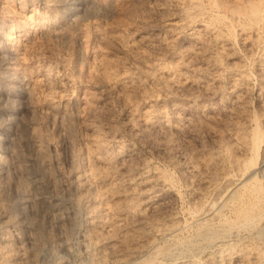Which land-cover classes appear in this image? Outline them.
<instances>
[{"label":"rangeland","instance_id":"rangeland-1","mask_svg":"<svg viewBox=\"0 0 264 264\" xmlns=\"http://www.w3.org/2000/svg\"><path fill=\"white\" fill-rule=\"evenodd\" d=\"M162 1L0 0V153L4 157L0 171V264H145L155 248L162 250L163 260L146 264H217V251L232 254L236 251L239 243L233 235L219 243L215 241L218 234L227 235L224 231L227 227L223 226V230L211 221L198 218L205 209H213L210 207L218 203L215 199L227 183L225 177L241 174L235 160L240 166L246 158L252 165L264 160V33L254 41L253 49H246L238 32L239 18L232 16L226 1L185 0L182 5H167L169 11L161 10ZM166 11L178 21L177 25H171L173 28L164 25L163 28H168L163 29L158 25ZM216 14L224 16L221 23L214 18ZM147 21L155 24L153 30L140 29L139 24ZM199 22L229 31L233 56L238 55L228 60L219 57L221 62L217 61L216 68L219 70L216 73L212 70L214 79L208 80L213 89L211 96H206L200 88L190 89L185 85L175 90L157 78L163 70L177 75L179 65L173 62L174 54L178 48L182 51L189 46L183 37L199 26ZM171 31L178 32L179 37L172 41L170 49H164L157 42L166 40ZM146 36L152 37L154 43L140 41ZM126 72H131L141 93L126 92L119 83L112 82ZM235 76L242 82L238 84L240 114L244 116L235 112L230 103L228 87ZM134 102L136 105L149 102L156 111L154 115L161 106L167 109L169 119L172 118L170 104H176L178 115L189 117L191 125L176 135H167L158 127L139 129L134 124L136 119L129 114V105ZM210 104L212 111L207 108ZM208 112L210 118H206ZM29 123L50 160L48 167L29 141ZM100 132L117 138L124 153L119 158L125 157L126 166L135 171L162 174L164 193L157 201L158 216L175 213L178 219L176 236L152 230L151 241L142 244L138 252L115 260L101 258L97 253L100 247L92 230V218L96 215L93 201L88 193L77 190L74 178L84 166L82 156L88 140ZM252 136L253 148L241 144ZM108 146L112 159L116 149L112 144ZM189 153L212 160L209 168H212L213 189L200 190L202 185H198L197 177L189 175L185 167ZM55 161L60 173L63 171L61 174L54 168ZM116 166L114 163V173ZM47 174H52L53 185L47 181ZM261 174L259 183L264 190V168ZM32 176L43 180V190L50 203L39 199L38 189L31 180L25 185L28 201L20 202V185ZM124 211L121 208L119 212ZM123 214L131 221L127 220L130 228L141 226L137 215ZM56 217L61 219L59 223ZM252 232L251 235L242 232L241 236H246L247 248L253 254L263 255L264 221L253 226ZM132 242L135 243L130 240L128 245Z\"/></svg>","mask_w":264,"mask_h":264},{"label":"bare ground","instance_id":"bare-ground-1","mask_svg":"<svg viewBox=\"0 0 264 264\" xmlns=\"http://www.w3.org/2000/svg\"><path fill=\"white\" fill-rule=\"evenodd\" d=\"M184 1L185 0H166V1L164 0V1H162V2H164L163 3L164 5L161 4L162 6L160 5L161 6L160 8L162 11H165V10H168L166 8L167 5L178 6V5H182V3ZM224 1H226V3L228 4V5H226V4L225 5L227 6V8L232 13V16L234 15V16L239 18L240 24L239 23L238 24L240 25V28H239L238 32L240 33V39H241L242 45L246 49L252 48L253 43L255 44L254 41L257 39L259 40L261 35H263V33H264V0H224ZM170 6H168V7H170ZM168 11H166L165 15H162L163 18L160 19L161 22H160V20L158 21V22H160L158 24L159 27L163 28L164 25H167L170 27L171 25H177L178 24V21L175 20V18L172 15L167 13ZM183 13H184V11H183ZM175 16H177V15H175ZM183 16H185V14ZM187 17H185V18H187ZM214 18H216V20H218L217 22H220L221 19H222V21L224 20V16L223 15L220 16L219 14L218 15L216 14V17H214ZM189 19H191V18H189ZM229 19L231 20V18H229ZM187 21L191 22L192 20H187ZM151 23H153V22H151ZM151 23H148V21L145 23H142V24L140 23L139 24L141 27L140 29L147 27V28H152V30H153V28L155 27V24H151ZM187 24L189 25V23H187ZM228 25H229V23H228ZM165 27L163 29H165ZM219 27L216 28V27L212 26V24L210 25L209 23L205 22V23H200L199 26H195V28L193 27L191 30L189 28L190 31L188 33H186V37H183L184 39H186L188 41L189 46L188 47L186 46V48H184L182 51L180 50L181 48L180 49L178 48V51L174 54L175 60L174 61L172 60L173 62H176L177 65H179L177 75L175 76L173 74H168V72H170V71L163 70L161 72L159 71V76L157 78L164 80V82L166 81L167 84L171 85L173 88H175V90L177 88L179 89V87L181 89V86L185 85V86L189 87L190 89L200 88L202 90V92H204V94H206V96H211L213 93L212 92L213 89L210 87L211 84L209 86L208 80L214 79L212 76L214 74V73L212 74V70L216 73L215 70H217L216 69L217 63H218L217 61L219 60V57L221 59L228 60V59H231L232 57H234L233 55L235 53V51H233V49L231 47L232 42H230L228 39L229 31H227V30L224 31V30H222V28H219ZM157 28H158V26H157ZM166 28H168V27H166ZM177 34H178V32L173 33L171 31V32H169V35L167 37L168 39L164 38V39H166L164 41L158 40L157 44L164 47V49H170L172 47L171 46L172 41L179 37ZM148 37L147 36L142 37V38L140 37L141 38L140 41H142L144 44L145 43H150V44L152 43L153 44L154 39L152 37L151 38H148ZM173 44H175V43H173ZM155 45H156V43H155ZM151 46H153V45H151ZM161 46H158V47L161 48ZM164 51H166V50H164ZM157 52H158V49H157ZM138 53H139V51H138ZM236 56H238V55L236 54L235 57ZM171 57H173V56H171ZM239 57H241V56H239ZM174 58H172V59H174ZM240 60H241V58H240ZM145 64H147V63H145ZM239 64H238V66H239ZM261 64H263V63H261ZM158 65H159V63H158ZM164 65H166V63H164ZM156 66H157V64H156ZM219 66H220V64H219ZM258 66H260V65H258ZM150 67H148V68H150ZM157 67H155V69ZM175 67H176V65H175ZM163 68H166V66ZM163 68L160 67V69H163ZM167 69L168 68H166V70ZM239 70H241V69H239ZM130 73L126 72L125 76H123L121 78L117 77L118 79H116V80L114 79V81H112V82L114 84L119 83L124 90H127L126 92H129V91L140 92L138 90L141 88H139V86L136 84L135 78ZM209 74H211L210 77H209ZM244 75H245V73H244ZM214 76H216V75H214ZM239 77L240 76L238 75V78ZM230 82H231V85L228 87V89H229L228 92H229L230 97H231L230 103L232 104L233 108L235 109L234 111L240 114L242 112V106L240 104L241 103L240 89H239V84H238L240 82H238L237 76H235L234 78L232 77V80ZM216 86H217V83H216ZM141 91H143V90H141ZM142 94L144 96L145 92ZM151 94L152 93H150V97H151ZM147 95L149 96V94H147ZM144 99H146V98L144 97ZM150 100L151 99H149V101ZM144 101L146 102V100H144ZM48 103L50 105H52L51 101H49ZM138 104H140V103L138 102ZM151 104H153V103L151 102ZM171 104H173V103H171ZM171 104H170V107L168 106L170 111H171V114H172L171 119H169V117H167L168 114L165 113V112H167L166 111L167 109L162 107L165 110L164 111L161 108V106L159 107V110L157 111L158 114L154 115L155 109L152 108L153 105H150L149 102L142 104V105H136L135 102L133 105L130 104L129 105V114L134 120L136 119V123H134V124L139 129H142V130L143 129H148V130L150 129V130H152V128L154 129L155 127H158L159 129L162 130V132H164L167 135H168V133L169 134L170 133L178 134L180 131L181 132L183 131V128L186 125H191V121H190L189 117L186 118L187 117L186 115H185L186 116L185 118L182 117V115L181 116L178 115L177 110L179 108L176 106V104H173V105H171ZM205 105H207V104H205ZM210 105H208L207 108L211 109V111H212L214 108L212 109L213 106L212 105L210 106ZM232 106H231V108H232ZM52 114H55V112ZM240 115H242V114H240ZM242 116H244V114ZM54 117H55V115H54ZM210 117H211V114L208 112V114L206 115V118H210ZM130 120H132V119H130ZM202 123H203V121H202ZM202 123H200V124H202ZM27 127H28L27 128L28 138H29L30 143L32 144L33 149H35L37 155L41 158V160L44 161V166L48 167L50 165V160L46 158L47 155L44 152L45 150L43 151L41 149V144L38 140L37 135L34 132V127L32 126L31 123H29ZM132 127H134L133 123H132ZM246 129H247V126H246ZM92 132H96V131H94V128H92ZM148 132H150V131H148ZM232 134L234 135V133H232ZM236 135L238 137L237 133H235V137H236ZM238 138H240V137H238ZM104 140L106 143H104ZM238 140H241V138ZM254 143H255V141H254L253 136L249 137L248 139L245 138V140L241 141V144L244 146L250 145L249 146L250 149L253 148ZM109 144H112L115 147L114 149H116L117 155L115 154L116 156L114 155V157H112V159L109 156L108 151H107V150H109L108 149ZM130 150H132V149H130ZM130 150H128V151H130ZM120 153H122L124 155L123 149L121 148L120 143L116 137H112L111 135L108 136V135L101 133V132H100V134L94 133L93 137H91L88 140L84 155L82 156V158L84 159V166L81 168V170L74 177L77 190H79L80 192H83L84 194L88 193L89 198H91L93 201V206H92L93 208L92 209H93V211L96 212V215L94 216L95 218H92V222H93L92 230L94 231V238L99 243L98 247H100L98 249L97 253L99 254V256L101 258H106L108 260L109 259L115 260V259H118V258L124 256V255H127V254L129 255V254H132L134 252H138L140 250V248H141L140 246H142V244L148 243L151 241L152 236H151L150 231H152V230L169 232V233H171L172 236H176L175 235L176 233H174V232L178 228V226H177L178 225V219H177V216L175 215V213H170V214L166 215V213L164 212L165 215H163L161 217L158 216L159 215L158 214L159 209H157V208H158L159 203H157V201H158L159 197L164 193V191H163L164 190L163 189L164 180H163L162 174H160L157 171H154V172H144V171H137V170L135 171V170L131 169V167H129V165L126 166V164L124 163L125 157L119 158ZM3 158H4L3 155L0 153V171L1 170L3 171V169H2ZM32 158L37 159L34 156ZM131 158L132 157H130V159ZM209 159L210 158H201V157H198V156H195V155L189 153V155L187 154L186 161H185V163H186L185 167L187 169V172L190 173L189 175L195 176L194 178L197 177L196 179L198 181V185L199 186L202 185V186H200V190H204V191L211 190L215 187V184L213 181V175L211 174V171H210V169H212V168H209V163L212 160H209ZM246 160H247V158H246ZM246 160H244L245 162L242 161L243 163L241 166L239 165V161L235 160L238 164L237 166H238V169L241 171V174L239 175V177H232V178L231 177L230 178L225 177L227 183H225V186L223 187V189L221 191L222 193H220L219 195L217 194L216 199H215V201L217 200L218 203L216 205L214 204L215 206H213V204H212L213 207H210V208H213V209H205L203 212L200 211V212H202V214H201L200 218H198V219L203 220V221H206V220L211 221L213 224L215 223V224L219 225V227L221 229L224 228L223 226L227 227L226 230L223 229L224 231L227 232V235L218 234L215 238V241L218 242V241H222V240H227L226 238L229 236L232 237V235H233V237L235 236L237 238L235 241L237 243H239V246L237 248L235 247L236 251L233 254L230 252H224L223 253V252H221V250L217 251V253L215 255V262L217 264H255L258 261L259 262L262 261L261 263L264 264V254L263 255H260L258 253L253 254V252L250 251L251 248L250 249L247 248L248 245L245 242L246 236H241L242 232L243 233L247 232L248 234L251 235L253 233L252 227L255 226L256 224H258V222L260 220H262V222L264 221V190H263L262 186L260 185L261 183H259L260 182L259 178L262 175L261 172H262V169L264 168V160H262L260 163L255 164V165H252L251 163H249L248 160L247 161ZM114 163H115V165L116 164L118 165V168H117V166L115 167V168H117V170H115V173H114V171H112V167H113ZM53 164L55 166L54 168L56 169L57 174L60 173V170H59L60 166L57 165V162L55 161ZM135 168L137 169V167H135ZM22 169H23V167H22ZM219 169L221 170V168H219ZM113 170H114V167H113ZM231 170H233V169H231ZM44 177H45V175H44ZM30 178H29V180H28V178L24 180V183H25L24 185L23 184L20 185L22 187V191H21L22 195L20 196V202L26 203L28 201V195L25 191V185L28 182L32 181L34 186L38 189L37 191H38L39 199L44 201V202L50 203V199H48V196H46V194L43 190V183H44L43 180L39 179V178H35L34 176H32L31 179ZM52 178H53L52 174L46 175L47 181L49 183H52V185H53L55 182L53 183ZM196 179H195V181H196ZM7 182H8V180H7ZM14 185L17 186V184H14ZM189 186H191V185H189ZM6 187H8V185ZM56 189H58V188H56ZM0 192H2V191H0ZM0 200L2 201L1 198H0ZM121 208L125 210L123 213H128V214L133 213V214L137 215V221L140 223L141 226L140 227L135 226L134 229L130 228L129 227L130 223L128 224L127 220L129 222H131V221L129 220V218L127 219L126 214L119 212ZM3 209H4V207H3ZM174 210H175V208H174ZM131 214H129V215H131ZM198 214H200V213H198ZM30 215H32V214H30ZM132 217L133 216H131V218ZM56 218H57V223H59L61 219L59 220L58 217H56ZM212 226H214V225H212ZM199 237H201V236H199ZM207 238H208V236H207ZM247 238H249V237H247ZM130 240L135 241V243L134 242L131 243L132 244L131 246L128 245ZM193 241H195V240H193ZM212 241H214V240H212ZM227 246H228V243H227ZM162 247H164V246H162ZM162 249H164V248H162ZM169 249H171V248H169ZM161 251H160V248L153 249L152 253H150V254H152L151 255L152 257L149 259V261L154 262V261L160 260L159 262H161V260H163L162 255L164 254V253L162 254ZM158 254H160L161 256H159ZM148 262H146V263H148ZM141 263H142V261H141Z\"/></svg>","mask_w":264,"mask_h":264}]
</instances>
